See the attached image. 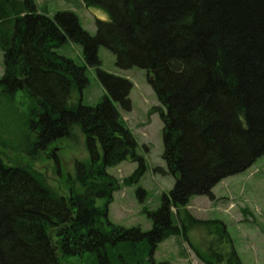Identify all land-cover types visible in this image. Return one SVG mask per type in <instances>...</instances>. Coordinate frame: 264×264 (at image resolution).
I'll return each mask as SVG.
<instances>
[{"label": "trees", "instance_id": "trees-1", "mask_svg": "<svg viewBox=\"0 0 264 264\" xmlns=\"http://www.w3.org/2000/svg\"><path fill=\"white\" fill-rule=\"evenodd\" d=\"M84 4L107 15L96 20L95 34L74 11L50 16L35 0H0V89L10 97L22 90L29 98L26 122L35 136L25 152L34 157L79 126L91 156L76 165L84 191L71 188L64 195L32 164L8 161L0 146V264H144L142 251L156 264L162 241L194 229L205 233L207 264H244L225 222L198 218L186 206L195 195L214 197L222 179L264 154V0ZM68 40L82 46L85 61L97 66L108 90L95 105L81 100L89 83L86 66L59 51ZM101 45L113 51L118 67H140L156 84L160 105L152 111L164 122L167 164V170H156L176 181L149 212V230L108 219L119 188L108 167L128 157L138 160L125 179L133 184L145 162L113 103L131 109V82L98 67ZM137 193L143 199L146 190L139 187ZM97 197L106 198L104 207L96 205Z\"/></svg>", "mask_w": 264, "mask_h": 264}, {"label": "rangeland", "instance_id": "rangeland-1", "mask_svg": "<svg viewBox=\"0 0 264 264\" xmlns=\"http://www.w3.org/2000/svg\"><path fill=\"white\" fill-rule=\"evenodd\" d=\"M35 3L39 11L50 16L58 11H74L80 24L91 34L96 33V20L107 17L101 10L87 8L84 0H35ZM82 50L80 44L68 40L59 51L86 66L89 83L82 92L81 100L83 104L95 105L104 99L108 90L98 75L97 66H91L85 61ZM98 54L101 60L98 67L131 82L130 110L125 109L120 101L112 100L137 141V154L145 162L144 174L133 184L126 183L125 179L139 167L138 160L128 157L108 167V172L119 180V188L108 205V219L116 225L139 226L149 230L153 225L149 212L158 209L164 193L168 194L176 181L173 174L156 170L157 167L167 170L163 158L164 122L159 112L152 111L160 105V101L146 70L137 66L129 69L118 67L115 54L104 45L99 47ZM3 74L4 54L0 48V77ZM26 94L19 90L10 97L0 89V146L5 157L12 163L21 161L32 164L61 194L69 195L71 188L84 191L76 179V165L80 160L89 161L91 156L86 136L79 126H75L69 137L53 142L34 157H29L25 152L26 141L35 136L26 122L30 104ZM75 96L77 98L78 93ZM139 187L146 190L143 199L138 196ZM212 192L214 197H191L187 210L198 218L223 220L242 262L264 264V154L247 169L222 179ZM96 205L104 207L106 198L97 197ZM106 225L109 226L107 222ZM204 234L194 229L187 232L186 236L167 237L155 251V263L207 264L205 258L208 255L201 240ZM142 253L144 264H151L147 252Z\"/></svg>", "mask_w": 264, "mask_h": 264}, {"label": "water", "instance_id": "water-1", "mask_svg": "<svg viewBox=\"0 0 264 264\" xmlns=\"http://www.w3.org/2000/svg\"><path fill=\"white\" fill-rule=\"evenodd\" d=\"M151 82L153 84V87L155 88L156 84H155L154 80H152Z\"/></svg>", "mask_w": 264, "mask_h": 264}]
</instances>
